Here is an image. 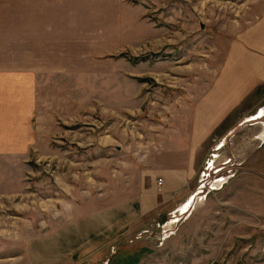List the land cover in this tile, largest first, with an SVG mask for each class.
I'll list each match as a JSON object with an SVG mask.
<instances>
[{"label": "rangeland", "instance_id": "obj_1", "mask_svg": "<svg viewBox=\"0 0 264 264\" xmlns=\"http://www.w3.org/2000/svg\"><path fill=\"white\" fill-rule=\"evenodd\" d=\"M125 1L142 10L121 14L119 46L96 57L103 62L82 97L67 98V120L57 118L28 161H0V264H67V219L89 221L87 242L104 238L71 264H264V86L243 104L245 113L262 106L257 120L201 141L193 195L177 211L153 213L130 233L121 208L155 160L183 153L166 136L189 139L174 128L197 120L193 88L201 100L222 72L228 39L264 0ZM145 23L157 28L148 38Z\"/></svg>", "mask_w": 264, "mask_h": 264}, {"label": "crops", "instance_id": "obj_2", "mask_svg": "<svg viewBox=\"0 0 264 264\" xmlns=\"http://www.w3.org/2000/svg\"><path fill=\"white\" fill-rule=\"evenodd\" d=\"M136 8L141 7L125 0H0V161H28L34 150L39 152L49 142L57 118L67 120V98L82 97L88 72L97 73L103 62L97 56L119 46L121 14L126 17ZM256 17L228 39L229 55L222 72L201 100L193 88L197 120L176 123L174 128L190 131L189 139L166 136L167 143L183 153L164 154L155 160L144 181L138 183L132 206L128 202L121 207L128 215L130 233L147 225L153 213L162 216L177 211L193 195L189 184L195 177L202 140L219 128L235 129L257 120L252 114L262 106L249 113H245L247 104L243 106L264 86V9ZM145 24L143 37L148 38L157 28ZM88 52L93 58L90 67ZM104 62L114 63L111 59ZM179 141L185 142L183 148L177 145ZM69 222L67 264L86 252L88 243L92 246L104 240L91 233L87 242L89 221L74 227ZM116 228L113 225L112 232ZM64 244L65 240L58 241L56 247L64 250Z\"/></svg>", "mask_w": 264, "mask_h": 264}, {"label": "built area", "instance_id": "obj_3", "mask_svg": "<svg viewBox=\"0 0 264 264\" xmlns=\"http://www.w3.org/2000/svg\"><path fill=\"white\" fill-rule=\"evenodd\" d=\"M162 181H163L162 178H159V179H158L159 184H162Z\"/></svg>", "mask_w": 264, "mask_h": 264}, {"label": "bare ground", "instance_id": "obj_4", "mask_svg": "<svg viewBox=\"0 0 264 264\" xmlns=\"http://www.w3.org/2000/svg\"><path fill=\"white\" fill-rule=\"evenodd\" d=\"M184 211V210H183Z\"/></svg>", "mask_w": 264, "mask_h": 264}]
</instances>
